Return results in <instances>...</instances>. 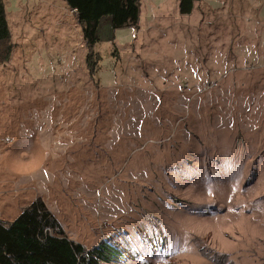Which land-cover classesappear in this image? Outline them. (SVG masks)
Masks as SVG:
<instances>
[{
  "label": "rangeland",
  "instance_id": "374dc122",
  "mask_svg": "<svg viewBox=\"0 0 264 264\" xmlns=\"http://www.w3.org/2000/svg\"><path fill=\"white\" fill-rule=\"evenodd\" d=\"M2 1L0 220L40 198L107 264H264V0H138L92 69L64 0Z\"/></svg>",
  "mask_w": 264,
  "mask_h": 264
},
{
  "label": "trees",
  "instance_id": "16d2710c",
  "mask_svg": "<svg viewBox=\"0 0 264 264\" xmlns=\"http://www.w3.org/2000/svg\"><path fill=\"white\" fill-rule=\"evenodd\" d=\"M74 9L88 49L86 61L92 69L98 61L93 47L98 41L97 27L109 17L113 28L136 26L138 0H64ZM196 0H179L181 13H189ZM12 51L11 33L4 2L0 0V64ZM93 71V70H92ZM115 248L101 242L92 248L68 238L58 220L39 198L24 207L9 222L0 220V264H107Z\"/></svg>",
  "mask_w": 264,
  "mask_h": 264
},
{
  "label": "crops",
  "instance_id": "0c3cea01",
  "mask_svg": "<svg viewBox=\"0 0 264 264\" xmlns=\"http://www.w3.org/2000/svg\"><path fill=\"white\" fill-rule=\"evenodd\" d=\"M75 11V10H74ZM76 12V11H75ZM6 17H7V15H6Z\"/></svg>",
  "mask_w": 264,
  "mask_h": 264
}]
</instances>
